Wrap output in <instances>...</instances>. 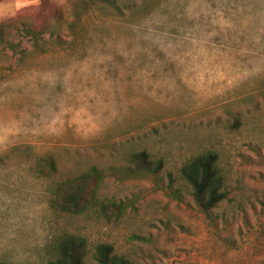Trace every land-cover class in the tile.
Masks as SVG:
<instances>
[{
    "label": "rangeland",
    "instance_id": "rangeland-1",
    "mask_svg": "<svg viewBox=\"0 0 264 264\" xmlns=\"http://www.w3.org/2000/svg\"><path fill=\"white\" fill-rule=\"evenodd\" d=\"M81 12L0 0V262L50 264L66 233L86 239L85 264L103 244L131 264H264V0H96ZM142 151L159 173L130 174ZM208 152L228 197L203 214L180 169ZM46 157L56 172L40 177ZM91 167L105 174L98 201L124 213L51 210L54 185Z\"/></svg>",
    "mask_w": 264,
    "mask_h": 264
},
{
    "label": "trees",
    "instance_id": "trees-1",
    "mask_svg": "<svg viewBox=\"0 0 264 264\" xmlns=\"http://www.w3.org/2000/svg\"><path fill=\"white\" fill-rule=\"evenodd\" d=\"M48 2V0H41ZM71 5L85 14L96 0H68ZM82 14H76V20H81ZM28 33L39 38L41 33L29 29ZM0 26V40L2 39ZM238 124V120H236ZM132 167L130 174L139 178L150 174H157L163 166L161 160H154L145 152L133 153L130 158ZM33 170L40 177L56 172V165L51 157L37 160ZM48 176V175H47ZM105 174L95 167L84 173L65 179L55 184L52 189L50 208L56 213L69 216H81L103 206L112 210L117 216L125 211V205L115 203L102 204L98 201L97 192ZM181 180L191 189V197L197 209L203 214H209L223 201L227 200L226 180L219 166V157L216 153L208 152L187 161L180 169ZM90 250L85 238L77 235L62 234L52 244L50 264H85ZM97 264H131L123 256L114 252L110 245H98L92 254ZM0 264H4L0 262Z\"/></svg>",
    "mask_w": 264,
    "mask_h": 264
}]
</instances>
